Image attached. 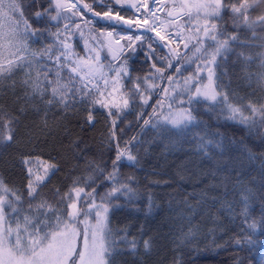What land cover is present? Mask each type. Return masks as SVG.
Returning a JSON list of instances; mask_svg holds the SVG:
<instances>
[{"label": "trees", "instance_id": "obj_1", "mask_svg": "<svg viewBox=\"0 0 264 264\" xmlns=\"http://www.w3.org/2000/svg\"><path fill=\"white\" fill-rule=\"evenodd\" d=\"M78 1L89 8L78 12L60 0H0V199L6 238L14 241L11 235L17 236V223L24 228L25 216L35 222V205L41 200L53 206L49 215L55 224L57 216L68 219L70 203L87 212L93 199L99 205L104 198L109 206L106 227L117 249L106 264H262L264 0H221L225 7L216 21L224 31L220 39L237 35L239 41L218 58V79L212 81V65L204 67L207 61L199 58L204 52L196 48L211 52L214 42L198 44L197 35L203 40L204 33L193 29L197 23L204 25L199 6L214 5L215 0L175 4L178 8L183 2L190 11L179 19L183 45L178 53L176 46H169L168 54L150 34L133 45L114 42L105 32L125 31L122 22L92 17L108 13L130 19L137 0ZM57 2L64 5L58 21L52 19ZM244 2L250 4L247 16L254 28L233 23L232 6ZM44 9L50 10L37 19L35 14ZM102 39L115 51L121 49L114 71L121 73L126 108L124 102L121 108L106 104L108 94L101 82L100 89L82 87L81 76L71 72L65 59V45L85 58L89 45ZM20 57L23 66L8 71ZM198 66L202 79L197 86L211 85L217 101L200 96L188 103L196 88L186 91L185 81ZM177 67L183 70L178 73ZM37 75L41 91H33ZM60 87L72 89L67 108L53 99V89ZM83 92L90 94L82 98ZM229 105L240 111L233 114ZM173 110L191 112L194 119L178 127L163 123V116ZM129 153L134 160L128 159ZM42 165L47 166V176L30 201L29 169L33 179ZM78 187L84 188L83 200L73 191ZM16 195L23 200L16 202ZM78 220L94 221L95 211ZM253 221L258 224L250 234ZM73 224L77 231L81 228ZM240 240L252 242L238 244ZM145 241L150 243L147 250Z\"/></svg>", "mask_w": 264, "mask_h": 264}, {"label": "snow or ice", "instance_id": "obj_2", "mask_svg": "<svg viewBox=\"0 0 264 264\" xmlns=\"http://www.w3.org/2000/svg\"><path fill=\"white\" fill-rule=\"evenodd\" d=\"M15 8L16 6L13 5ZM56 7L58 9V13L56 16H53V20H59V9L63 8L64 5L57 2ZM73 9L76 8V5L72 6ZM85 8H89L88 5H84ZM200 8L204 9V25L201 27L199 23H197L194 26L195 33H200L201 31L204 33L203 40L200 39L199 35H197V43L203 44L206 43L207 40H211L214 42V47L212 45H209V48H211V52H208L207 49L203 48H196V52H204V55L199 57L202 60L207 61L205 63L204 67H208V63L212 65V68L209 69V80L212 81L216 76L215 69L220 67V64L218 63V58L225 56L230 50V44L232 42L239 41V37L237 35L229 36L223 40L220 39L222 35H224V31L221 25L216 23L217 20L222 18V9L225 7L221 3V0H215V4H204L200 5ZM50 9H44L43 11H38L35 15L37 19L42 17L46 12H48ZM246 10L245 5H241L239 7L233 5L232 6V13L233 15V23L234 24H241L240 16L243 15L244 11ZM107 16L108 13H105ZM169 15H172V13H169ZM199 18V13L197 14ZM189 19H191V16L189 15ZM153 21H155V17H153ZM145 24L148 23V20L146 19ZM243 26H246L248 28H254L255 25L252 21L249 20V18L244 15L243 16ZM25 25V33L24 35H27V29L29 27L27 21H24ZM67 28V25L65 26ZM154 30V29H153ZM35 33H33L34 35ZM157 35H160L159 32H157ZM162 40L165 39L164 36L160 37ZM185 48L188 47V44L185 43ZM65 48L67 49V45H65ZM211 57L210 61L208 60V57ZM67 59V57H65ZM57 62L60 61V57L56 58ZM24 57H20L15 63H12L8 67V71H11L13 67H22L23 66ZM63 67V65H61ZM155 67V65H153ZM169 67H172V64H169ZM183 69L180 67H177V72H181ZM0 71H3L0 69ZM111 71V69H110ZM123 71V70H121ZM37 72H39V69H37ZM72 73H78V66L71 67ZM157 72H163V69H157ZM118 75L121 73L118 72ZM124 74H127L124 72ZM57 76H59V73H57ZM81 79H85V77H81ZM168 79L171 81L173 77H168ZM199 79H202L201 76V70L199 69L196 73H194L192 76L188 77V79L185 81V84L187 86L186 91L190 92L193 87L196 88V92L194 96H190L188 103L191 104L194 101H198L199 97L202 95L207 100L217 101L218 99V93L212 92L209 94L208 92H202L200 87L197 86V81ZM25 83H29V81H25ZM33 85V91H41L39 88V75H37L36 80L32 81ZM72 89H69L68 92L64 91L63 87L53 89V99H58V102L62 103L65 108L68 107L67 103V96L69 92H71ZM77 92H80L79 89L76 90ZM88 92L81 93L82 98L84 96L89 95ZM224 101L227 102V95H224ZM52 101H49L51 103ZM96 103H100V101H95ZM147 101H145L146 103ZM129 100L124 101V107H128ZM230 110L233 112V114L240 111L239 108L233 107L229 105ZM112 113L110 112V115ZM194 119L191 112L182 113L178 118H171L169 117L168 120L170 123H172L174 126H180L181 124H184L185 122H191ZM92 120L91 115L89 116V121ZM149 121H145V124H148ZM7 139H11V136L7 137ZM123 155V153L121 154ZM120 159V156H117V160ZM129 160H134L135 157H133L130 153L128 154ZM27 163V162H26ZM54 167V166H52ZM48 169H45V175H36L35 179H32V170L29 169V176L30 179L27 184V195L30 201L35 200L36 196L38 195V189L41 186V184L45 181L46 175H47ZM114 175V174H113ZM73 191L76 193L77 200H83V196L81 195L84 193L83 187L74 188ZM113 191H118V189H113ZM128 191H131V189H128ZM67 199L71 200L72 196L71 194H66ZM89 195L94 196V193H90ZM111 195V194H109ZM102 199V203L97 205L95 203V200L93 199L92 203L89 204L87 212H83L80 208H78L77 203L73 202L68 205V208L71 209L68 213V219L63 220L60 216L56 217V222L53 224L50 219V213L53 211V206L49 204L46 200H41L38 204L35 205V211L37 213L35 217V222L32 217L25 216L24 218V228L21 229L20 224L17 223L16 228V245L8 249V255L11 257V259H15L14 253L20 250L23 246V234L27 233L29 237H35L32 240L31 246L27 249V259L28 264H106V259L112 255H115L117 252V249L114 247V241L111 239V233L106 227V221H107V213L109 212V206L103 202L104 198ZM16 202H21L23 200L22 195H16L15 197ZM10 206V205H9ZM32 207L30 203V208ZM92 211H95L97 219L96 226H92L88 224L86 221H79L78 218L81 215L89 216ZM16 212V209H13V213ZM44 216V220H40V216ZM5 218L4 213V206L3 201L0 199V220H3ZM247 220V216L245 217ZM74 222H83L85 223V229L83 233H80L77 231L76 228L73 227ZM261 222H264V217H261ZM258 222L253 221L251 224L248 225V231L250 234H252L253 230L257 228ZM44 228L50 229L48 232H44ZM30 229H35L34 231H31ZM12 231L11 228L7 229V232L10 234ZM77 235H82L83 237V247L82 249H77L76 244L74 243L73 237ZM251 243V240H240L237 241L238 244L243 243ZM3 244V240H0V245ZM145 250H147L150 247V243L148 241H145ZM133 250L135 249V244L132 245ZM25 255V252H20V261L17 262V264H23V257ZM0 264H11L10 261L6 262L4 260H0Z\"/></svg>", "mask_w": 264, "mask_h": 264}, {"label": "rangeland", "instance_id": "obj_3", "mask_svg": "<svg viewBox=\"0 0 264 264\" xmlns=\"http://www.w3.org/2000/svg\"><path fill=\"white\" fill-rule=\"evenodd\" d=\"M61 3L68 4L69 6L76 5L75 9L82 10V5H80L77 0H60ZM167 6L163 7L164 0H140L138 3L137 8V16L131 20H122V24L124 27L128 28L129 31L125 32H118L113 33L111 35L114 42L121 43L122 40H124L129 45H133L136 42H139L142 39L143 34H150L151 37L153 36L155 38L156 42H159L162 44V47L164 50L168 51L169 46H176V53H178L179 50L177 48L181 47L183 45V36H182V27L179 25V19L172 20L171 15L169 13H172V15L175 12H180L182 15L186 14L190 11L189 8H187L183 2L180 7H175V4L177 2H180L181 0H167ZM241 5L246 6V10L244 11L243 15L240 16L241 25H243V16H247V10L250 7V4L244 2ZM239 5V6H241ZM237 6V7H239ZM153 17H155V21H153ZM248 17V16H247ZM100 19L104 21H114L116 20L115 16L111 15H101L99 17ZM148 20V23L145 24V20ZM154 29V30H153ZM157 32L160 33V35H157ZM110 32H105V36H109ZM164 36L165 39H161L160 37ZM101 50V53H100ZM65 51L68 53L67 55V62L71 67L78 66V76L85 77V79H81V85L85 89H100L99 82L103 84V89H106V93L108 94L107 97V103L108 105H113L116 108H121L123 105V95L121 93V87H120V75H118V72H115L114 70L119 67V63L121 61V49L114 50L112 49L108 44L105 43V39H102L100 41L93 42V44L89 45V51H86L87 56L85 58L76 56L71 49L65 48ZM95 55H93V53ZM115 52L117 53V56L115 55ZM91 55H89V54ZM111 69V71H110ZM111 73L113 75H111ZM136 90L137 87H134ZM202 92H208L211 94L212 86L207 85L202 88H200ZM201 97H203L201 95ZM204 98V97H203ZM182 113V111H169L166 113V115L163 116V123L167 122L169 125L174 126L172 123L169 122L168 118L171 117L173 119L178 118ZM188 123V122H185ZM184 123V124H185ZM183 125V124H181ZM180 125V126H181ZM39 164L38 166H40ZM47 166L42 165L39 167V173L33 174V179H35L36 175H45V169ZM47 176V175H46ZM97 217L95 213V220L87 222L88 224L92 225L93 227L96 226L97 223ZM87 221V219H86ZM73 227L75 228L74 224ZM78 227H81L78 232L83 233L85 229V224L80 223L78 224ZM2 223V220H0V240H3V244L0 245V260H4L6 262L10 261L11 264H17L18 261H20V252H25V255L23 257V264H28L27 259V249L31 246L32 240L35 237H29L27 233H24L23 235V246L20 250L14 253L15 259H11L8 255V249L13 248L16 245V237L14 234L11 236L14 238V241H11L10 239H7L4 235L5 230ZM46 228H44L45 231ZM46 232V231H45ZM9 234V233H8ZM10 236V234H9ZM74 243L77 246V249H82L83 247V237L82 235H77L73 237ZM25 241V243H24ZM261 263L264 264V247L261 251L260 255Z\"/></svg>", "mask_w": 264, "mask_h": 264}, {"label": "water", "instance_id": "obj_4", "mask_svg": "<svg viewBox=\"0 0 264 264\" xmlns=\"http://www.w3.org/2000/svg\"><path fill=\"white\" fill-rule=\"evenodd\" d=\"M177 16H179V14H178V13H176L175 15H173V18H176Z\"/></svg>", "mask_w": 264, "mask_h": 264}]
</instances>
